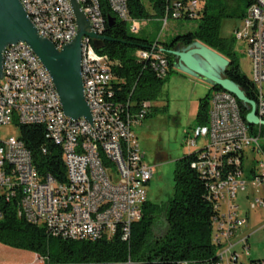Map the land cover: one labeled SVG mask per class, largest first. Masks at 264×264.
<instances>
[{"label":"built area","instance_id":"obj_1","mask_svg":"<svg viewBox=\"0 0 264 264\" xmlns=\"http://www.w3.org/2000/svg\"><path fill=\"white\" fill-rule=\"evenodd\" d=\"M114 17L130 24L137 33L145 22L130 18L127 0H106ZM40 37L57 50L69 44L77 26L69 0H19ZM88 19L90 32L101 36L106 19L99 0H77ZM202 0H172L163 21V31L170 19L186 16L196 20ZM254 29V36H246ZM232 38L242 42L250 62V81L255 88V111L264 121V0H255L248 8ZM155 46L139 51L142 60H151L159 77H164L167 62ZM82 83L89 91L91 121L71 120L60 115L56 98L39 65L29 60L23 43L3 53L0 79V129L13 124L15 130L26 119H44L45 139L58 146L65 168L64 182L41 175L33 164L31 152L17 136L0 138V200L17 201V215L26 222L42 227L54 238L75 241L110 239L116 233L123 241L130 227L142 216L147 201L146 186L153 167L143 162V153L131 128L140 125L152 112L144 102L139 108L115 102L112 62L97 55L93 41L83 37ZM264 126H250L236 111L232 95L209 97L208 122L193 131L194 139L202 137L203 146L194 154L191 167L206 177L209 196L217 216L212 221L211 242L219 248L222 262L242 264L234 250L238 245L248 250L247 237L236 233L247 227L248 211L264 208ZM194 140L189 145L193 146ZM255 165V172H248ZM247 203L239 205V198ZM236 237V242L233 239ZM177 264H190L180 261ZM248 264H264V259Z\"/></svg>","mask_w":264,"mask_h":264},{"label":"trees","instance_id":"obj_2","mask_svg":"<svg viewBox=\"0 0 264 264\" xmlns=\"http://www.w3.org/2000/svg\"><path fill=\"white\" fill-rule=\"evenodd\" d=\"M146 1L149 6L143 0H127L130 18L145 23L154 17L160 18L163 31L162 19L167 9H170L172 0ZM202 1L198 19L191 20L185 16L176 20L198 21L194 31L177 34L170 42H160L159 39L151 42L132 35L127 23L114 17L107 1L99 0L101 13L106 19L101 36L107 40L103 41L99 49L94 47V50L97 55L112 62L115 102L123 108H126L127 103L133 108H139L144 102L155 101L161 94L168 74L174 68V57L169 51L176 45L187 46L195 41L226 58L229 66L225 77L236 83L248 100L256 101L253 83L240 71L233 49V38L227 39L220 35L221 23L226 16L221 11H210L208 2L204 4V0ZM254 1L245 0L246 10L238 18L243 19ZM149 8L154 14L149 12ZM108 18H114L115 21L108 25ZM249 31L250 36H254V29ZM153 46L167 62L164 77L158 76L151 60H142L137 56L139 51L151 50ZM210 89L223 91L218 87ZM237 104L245 120L248 111L239 102ZM208 109L209 97L205 96L199 100L195 115L197 127L207 124ZM44 135L43 127H18V138L31 152L38 172L41 175H50L58 182H64L65 168L60 148L46 140ZM195 160L196 155L192 153L176 161L173 190L168 201L165 204H155L147 200L142 208L141 219L130 227L127 241H123L119 233L110 239L104 237L95 241L51 237L42 227L18 217L17 201L13 199L8 202L0 200V242L38 255L43 259V264H177L180 261L190 264H220L219 248L211 242L212 221L217 216L209 196L211 181L191 167ZM160 222L164 223V231L159 236L155 234V229Z\"/></svg>","mask_w":264,"mask_h":264},{"label":"rangeland","instance_id":"obj_3","mask_svg":"<svg viewBox=\"0 0 264 264\" xmlns=\"http://www.w3.org/2000/svg\"><path fill=\"white\" fill-rule=\"evenodd\" d=\"M149 6L146 0H143ZM210 5V11L220 12L223 18L220 35L223 38H231L234 29L240 24L238 18L246 10L245 0H204ZM149 12L153 10L149 8ZM147 25L141 31L132 33L130 24H127L129 32L151 42H170L177 34L192 32L197 28L198 21L169 20L168 27L162 31L160 18L154 17L146 21ZM234 52L237 56L240 71L248 78L251 77L250 66L244 55L242 42L234 41ZM172 68L167 81L162 87L160 96L151 102L153 111L140 125L131 128L136 136L140 149L144 155L143 162L153 167V175L146 186L147 200L155 204H165L173 190V171L175 163L186 155L197 152L203 146V139H194L193 131L197 128L195 115L199 100L205 96L211 97L214 91L210 86L199 79L186 76ZM9 135L17 136L13 124L0 129V138ZM194 140L193 146L189 143ZM255 165H248L251 172ZM264 210L250 213L247 228L240 229L236 236L244 234L247 237L248 250L243 251L240 246L235 247L240 256V262L257 260L264 257V230H256V226ZM262 214V215H261ZM257 220V223L255 222ZM164 231V223L160 222L155 229V234L161 235ZM236 237L233 239L235 240ZM257 253L260 256H257ZM219 254V251H218ZM226 255H223L220 264H227ZM0 264H43V259L38 255L6 246L0 242Z\"/></svg>","mask_w":264,"mask_h":264},{"label":"water","instance_id":"obj_4","mask_svg":"<svg viewBox=\"0 0 264 264\" xmlns=\"http://www.w3.org/2000/svg\"><path fill=\"white\" fill-rule=\"evenodd\" d=\"M69 1L77 31L69 44L57 50L51 42L39 36L19 0H0V79L3 76L5 48L19 42L24 43L50 75L64 115L71 120L84 118L90 122V110L84 98L81 79V41L83 37H89L95 49H99L107 38L90 32L88 19L77 0ZM114 21V18L107 19L108 25ZM169 53L174 57L175 70L203 81L210 88L218 87L231 94L248 111L245 116L248 125L264 126V121L256 116L254 101L248 100L239 86L225 77L229 66L226 58L198 41L187 46L176 45Z\"/></svg>","mask_w":264,"mask_h":264},{"label":"bare ground","instance_id":"obj_5","mask_svg":"<svg viewBox=\"0 0 264 264\" xmlns=\"http://www.w3.org/2000/svg\"><path fill=\"white\" fill-rule=\"evenodd\" d=\"M28 18L30 19V17H28ZM246 36H250L249 29H246ZM65 45H67V44H60V50ZM6 49H13V45H10L7 48H5L3 53H6ZM23 51H25L26 54H28L29 60H31L32 62H35V63H41L39 61V59L33 54L31 49L29 48V46L24 44V43H23ZM83 73H84V64H81V77H83ZM39 74H41L43 80H45L46 87H48L49 91H50V96L58 97L57 92H56L55 87H54V84L52 82V79H51L50 75L47 73V71L45 70V68L43 67V65H39ZM82 85H83V94H84L85 101H86L87 105H89V91H87L85 83H82ZM219 95H220V91H214L211 97H219ZM223 95H231V94L223 91ZM237 102L238 101L236 100V111H237V113H240ZM56 106H58V110H59L60 115H62V117H66L62 111L59 98H56ZM20 125L21 126L44 127V119H26V120H23L22 123H20ZM17 131H18V127H17ZM251 172H255V168Z\"/></svg>","mask_w":264,"mask_h":264},{"label":"crops","instance_id":"obj_6","mask_svg":"<svg viewBox=\"0 0 264 264\" xmlns=\"http://www.w3.org/2000/svg\"><path fill=\"white\" fill-rule=\"evenodd\" d=\"M243 48H244V50H243L244 55H245L246 60L248 61L249 66H250V62H249V60H248V58L246 56V53H245V46L244 45H243ZM238 203H239V205H242L243 207H245L247 201H246V199L244 197L243 198L240 197L239 200H238ZM260 210H264V208H258V209H255V210L248 211V222L250 220V213H256L257 211H260ZM263 215H264V213H263ZM259 221L261 222V224H259V225L256 226L257 228H256L255 231L264 230V217L262 216ZM248 222H247V227H248ZM255 222L257 223V220ZM247 227H245V228H247ZM240 235H244V234H240ZM244 236H246V235H244ZM236 241H237L236 239L233 240V242H236ZM248 248H249V246H248ZM262 255H264V254H262ZM257 256H260V255L257 253ZM260 259H264V257L258 258L257 260H260ZM248 263H249V260L247 261V264Z\"/></svg>","mask_w":264,"mask_h":264}]
</instances>
